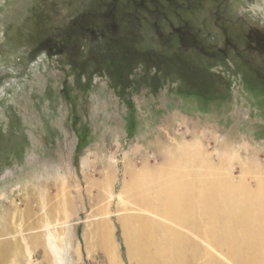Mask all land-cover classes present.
Here are the masks:
<instances>
[{
	"label": "rangeland",
	"instance_id": "rangeland-1",
	"mask_svg": "<svg viewBox=\"0 0 264 264\" xmlns=\"http://www.w3.org/2000/svg\"><path fill=\"white\" fill-rule=\"evenodd\" d=\"M258 182L264 0H0V264H244L206 191Z\"/></svg>",
	"mask_w": 264,
	"mask_h": 264
},
{
	"label": "bare ground",
	"instance_id": "bare-ground-1",
	"mask_svg": "<svg viewBox=\"0 0 264 264\" xmlns=\"http://www.w3.org/2000/svg\"><path fill=\"white\" fill-rule=\"evenodd\" d=\"M209 186L204 210L212 240L217 246H228L235 257L239 253L245 254L244 264H264V185L258 182L255 193L245 191L243 195L235 193L234 189L231 191L226 185L215 183V186ZM182 192L171 191L170 217L185 224L191 199ZM174 253H178L176 244H173ZM172 261L171 264H176L174 258Z\"/></svg>",
	"mask_w": 264,
	"mask_h": 264
}]
</instances>
